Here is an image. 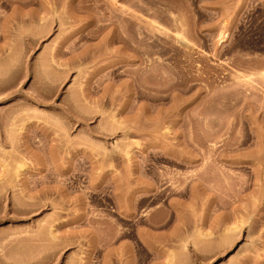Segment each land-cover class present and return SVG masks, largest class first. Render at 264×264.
I'll list each match as a JSON object with an SVG mask.
<instances>
[{"label": "rangeland", "instance_id": "374dc122", "mask_svg": "<svg viewBox=\"0 0 264 264\" xmlns=\"http://www.w3.org/2000/svg\"><path fill=\"white\" fill-rule=\"evenodd\" d=\"M0 264H264V0H0Z\"/></svg>", "mask_w": 264, "mask_h": 264}, {"label": "crops", "instance_id": "0c3cea01", "mask_svg": "<svg viewBox=\"0 0 264 264\" xmlns=\"http://www.w3.org/2000/svg\"><path fill=\"white\" fill-rule=\"evenodd\" d=\"M173 204H181L182 202H172ZM181 228V224L178 223H174V225L166 230H162L163 232H161V234L159 235V239H160V243L161 244H165V245H171V244H175L177 243L176 238L177 236H175L176 233L179 232ZM156 236H147V240L149 244L156 243ZM193 243V242H190Z\"/></svg>", "mask_w": 264, "mask_h": 264}, {"label": "bare ground", "instance_id": "6f19581e", "mask_svg": "<svg viewBox=\"0 0 264 264\" xmlns=\"http://www.w3.org/2000/svg\"><path fill=\"white\" fill-rule=\"evenodd\" d=\"M223 36H224V35H223ZM222 39H223V38H222ZM23 165H24V164H23ZM21 166H22V165H19V164H18V167H19V168H20ZM19 168H18V169H19ZM17 171H18V170H17ZM51 233H52L53 235H55V231H54V230H51Z\"/></svg>", "mask_w": 264, "mask_h": 264}]
</instances>
